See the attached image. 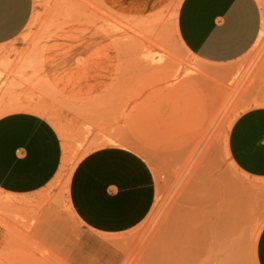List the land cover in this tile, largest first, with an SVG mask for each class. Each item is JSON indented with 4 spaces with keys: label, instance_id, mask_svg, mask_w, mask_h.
Instances as JSON below:
<instances>
[{
    "label": "rangeland",
    "instance_id": "rangeland-1",
    "mask_svg": "<svg viewBox=\"0 0 264 264\" xmlns=\"http://www.w3.org/2000/svg\"><path fill=\"white\" fill-rule=\"evenodd\" d=\"M258 2L254 46L212 65L178 39L181 0H33L25 30L0 47V117L48 119L64 160L40 193H0V264H68V178L104 146L136 152L155 177L150 213L121 239L122 264H258L264 180L242 172L227 147L238 115L264 106Z\"/></svg>",
    "mask_w": 264,
    "mask_h": 264
},
{
    "label": "crops",
    "instance_id": "crops-1",
    "mask_svg": "<svg viewBox=\"0 0 264 264\" xmlns=\"http://www.w3.org/2000/svg\"><path fill=\"white\" fill-rule=\"evenodd\" d=\"M32 13L33 0H0V47L21 35ZM261 28L258 0H181L176 17L182 46L212 65L246 55ZM227 147L242 172L264 180V106L238 115L228 132ZM63 151L61 134L39 113L15 111L1 116L0 193L17 198L40 193L59 175ZM66 199L76 221L64 253L68 264H122L126 252L121 239L150 213L156 199L155 177L136 152L104 146L75 165ZM255 255L257 263L264 264V226Z\"/></svg>",
    "mask_w": 264,
    "mask_h": 264
}]
</instances>
